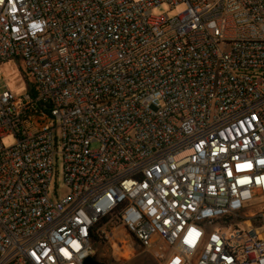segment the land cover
<instances>
[{
  "label": "built area",
  "instance_id": "built-area-1",
  "mask_svg": "<svg viewBox=\"0 0 264 264\" xmlns=\"http://www.w3.org/2000/svg\"><path fill=\"white\" fill-rule=\"evenodd\" d=\"M11 58L33 83L0 92V264H82L94 234L264 264V0H0Z\"/></svg>",
  "mask_w": 264,
  "mask_h": 264
},
{
  "label": "rangeland",
  "instance_id": "rangeland-1",
  "mask_svg": "<svg viewBox=\"0 0 264 264\" xmlns=\"http://www.w3.org/2000/svg\"><path fill=\"white\" fill-rule=\"evenodd\" d=\"M183 9L184 6L182 4L170 8L168 4L162 3L152 7L151 14L155 16L166 14L169 17H173ZM24 72L26 73L25 67L22 60L20 59L11 58L0 62V92L8 89L15 93L19 98L27 93L31 89V84L33 81L31 78H28V80L25 77ZM15 141L16 139L12 134L2 138V142L6 147L13 145ZM96 146V143L91 144V148H95ZM56 171L57 173L51 183V190L56 185L58 187V193L64 194L66 189L62 180L60 159L56 163ZM110 215L114 216L115 212H111ZM100 226L103 228L107 227L108 225L105 223V220H103ZM99 238L100 240L93 243L92 245L93 254H95L98 259L104 260L106 264H158L154 254L151 251L144 249L132 251L131 253H127L125 256L118 259L117 256L113 254L112 247L110 246V243L107 241V239L104 237ZM195 260L196 256L194 257L193 261Z\"/></svg>",
  "mask_w": 264,
  "mask_h": 264
},
{
  "label": "trees",
  "instance_id": "trees-1",
  "mask_svg": "<svg viewBox=\"0 0 264 264\" xmlns=\"http://www.w3.org/2000/svg\"><path fill=\"white\" fill-rule=\"evenodd\" d=\"M24 74H25V77L28 79L27 74H26L25 72H24ZM99 240H100V238L98 237L97 234L92 235V241H93V243L98 242ZM92 257H93L94 259H96L97 261L106 264V262H105L104 260H102V259H98V258L96 257L95 254H92Z\"/></svg>",
  "mask_w": 264,
  "mask_h": 264
},
{
  "label": "water",
  "instance_id": "water-1",
  "mask_svg": "<svg viewBox=\"0 0 264 264\" xmlns=\"http://www.w3.org/2000/svg\"><path fill=\"white\" fill-rule=\"evenodd\" d=\"M82 264H104V263L97 261L92 257V255H90L83 260Z\"/></svg>",
  "mask_w": 264,
  "mask_h": 264
}]
</instances>
